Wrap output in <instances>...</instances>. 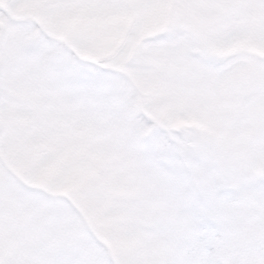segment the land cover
<instances>
[{"label": "rangeland", "instance_id": "rangeland-1", "mask_svg": "<svg viewBox=\"0 0 264 264\" xmlns=\"http://www.w3.org/2000/svg\"><path fill=\"white\" fill-rule=\"evenodd\" d=\"M215 1L0 0V264H188L177 262L180 251L189 264H264V246L254 250L264 241V188L249 179L254 167L264 171V77L251 82L263 85L259 103L241 89L249 82L243 65L264 69V57L257 55L264 50L251 49L264 48V38L238 36L243 28L228 25V40L237 36L243 44L222 50V42L207 41L208 51L198 46V22L207 15L200 7ZM247 1L252 11L245 6L227 19L264 24V0ZM162 7V23L151 31L175 33L173 23L181 22L171 60L178 65L180 58L181 79L191 89L188 102L172 100L161 107L163 115L199 112L194 122L200 129L205 124L230 134L231 147L177 150L182 163L175 161V150L157 149L162 142L152 140V123L130 111L142 104L127 93L145 85L144 72L127 79L130 69L139 71L147 61L150 40L135 33ZM183 45L196 49L188 52ZM226 69L232 86L225 99L222 90L212 89ZM177 85L172 80L170 87ZM146 87L150 93L164 88ZM118 117L133 125L135 144L128 148L108 134ZM77 132H88L105 148L101 157L83 158L112 160L114 175H83L79 184L58 177L74 154L60 145L68 141L70 148ZM48 141L60 147L49 150ZM95 161H86L89 172ZM237 181L243 193L218 195L224 201L218 210L222 228L193 229L188 234L196 243L182 238L179 229L217 221L215 213L206 216L201 209L215 206L217 192Z\"/></svg>", "mask_w": 264, "mask_h": 264}]
</instances>
